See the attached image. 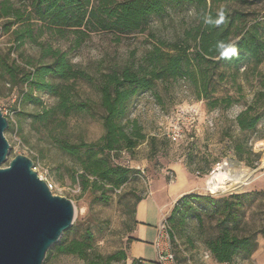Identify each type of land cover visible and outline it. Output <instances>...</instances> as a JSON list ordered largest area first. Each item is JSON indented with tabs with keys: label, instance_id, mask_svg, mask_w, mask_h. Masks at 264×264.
<instances>
[{
	"label": "rangeland",
	"instance_id": "rangeland-1",
	"mask_svg": "<svg viewBox=\"0 0 264 264\" xmlns=\"http://www.w3.org/2000/svg\"><path fill=\"white\" fill-rule=\"evenodd\" d=\"M12 3L20 6L18 0H12ZM213 10L217 14L227 12L239 17L234 33L264 20V0L217 1ZM197 23L194 9L183 5L168 8L163 17L150 19L143 33L129 35L120 41H116L111 34L93 33L79 47H75L72 36L62 38L49 32H43L38 41L66 53L75 67L95 78L101 72L124 66L137 67L153 45L177 42L182 39L185 30L194 28ZM12 46L10 33L0 32V61L6 60L9 64L22 67L28 64L32 68L46 62L41 61L40 51L33 44L26 43L16 52L9 50ZM231 74L233 72L219 67L214 71L211 82V98L230 99L228 108L210 109L207 100L199 99L194 86L185 80L157 82L152 92L138 94L124 122L136 121L145 141L131 152L112 154L111 159L113 166L128 168L134 173L117 190L106 187L83 192L72 180L73 172L77 170L75 162L63 155L52 142L54 138L62 137L73 144H92L103 136L102 110L95 88L80 81L75 86L76 98L93 103L90 113L68 119L55 116L44 124L34 121L32 116L39 114L43 108L53 107L55 98L45 93L38 94L41 106L22 100L24 87H10L7 77L0 70V111L10 128L9 132L6 131L8 127L4 131L10 148L1 167H6L16 156H24L32 161V170L37 176L51 185L53 195L71 201L75 213L68 239L79 240L86 230L90 231L94 242L88 259L123 250L130 228L134 225L135 200L154 196L155 193L160 204L165 201L167 190L170 196L180 192L215 198L247 193L251 203L245 208V220L251 230L264 231V99L259 93L264 91V61L257 67L253 63L246 68L242 66L235 75V82ZM249 105L258 107L261 119L253 131L241 132L236 117ZM192 112L196 113L194 121L191 120ZM174 133H180L176 141L171 140ZM236 146L240 148L242 161L235 155ZM231 162L248 171L257 170L258 174L240 190L209 193L204 187V180L218 165ZM190 182L194 186L181 189V185L183 187ZM167 205L170 207L171 203ZM170 211L167 210L168 215ZM167 212H162L161 216ZM205 225L206 231L212 234L214 222L205 220ZM197 231L196 223L191 221L183 235L195 237L193 250L185 247L184 241L177 235L174 242L170 241L178 263L185 264L188 260L186 255L195 251L205 264H216L201 241L196 239ZM256 241L258 247L264 246L261 234L256 236ZM205 253L208 254L206 259ZM256 257L264 259V250L256 252ZM83 262L75 256L57 255L53 250L43 264ZM233 264L256 262L252 257L250 260L236 259Z\"/></svg>",
	"mask_w": 264,
	"mask_h": 264
},
{
	"label": "trees",
	"instance_id": "trees-1",
	"mask_svg": "<svg viewBox=\"0 0 264 264\" xmlns=\"http://www.w3.org/2000/svg\"><path fill=\"white\" fill-rule=\"evenodd\" d=\"M217 1L224 0H18L19 7L12 0H0V32L10 33L13 46L9 50L16 52L26 43L33 44L40 51L41 61H46L36 68L0 61V70L7 77L9 86L24 87L22 100L41 106L38 94L55 98L53 107L43 108L32 116L34 121L48 124L55 116L68 119L90 113L93 103L76 98L78 81L95 88L99 96L104 134L96 143L73 144L62 137H56L52 142L75 162L77 170L73 172L72 180L83 192L106 187L117 190L134 173L128 168L113 166L111 159L112 154L131 152L145 141L136 121L124 122L138 94L152 92L157 82L185 80L194 86L199 99L207 100L210 109L228 108L230 99L211 98L214 71L219 67L228 69L233 72L231 77L235 82V75L242 66L246 68L253 63L257 67L264 61V20L234 33L239 17L227 12L217 14L213 10ZM183 5L194 9L198 23L185 30L181 40L158 42L137 67L124 66L101 72L95 78L75 67L66 53L38 41L43 32L62 38L70 35L75 47L93 33L111 34L120 41L129 35L143 33L150 19L163 17L168 8ZM259 93L264 99V91ZM256 108L249 105L237 115L236 124L241 132H251L258 125L261 114ZM6 131H10L9 126ZM234 150L242 161L240 148L236 146ZM249 198L247 193L221 198L194 193L181 196L166 219L171 230L170 241L174 242L177 235L185 247L193 250L195 237L183 236L187 224L192 221L197 225L196 239L217 264H233L236 259L250 260L258 248L256 236L261 234L264 238V231L251 230L245 220V208L251 203ZM142 199L137 198L135 206ZM134 212L135 207L133 215ZM205 220L214 222L212 234L206 231ZM70 231H65L58 243L48 250L44 261L54 250L57 255L75 256L84 261L82 264L125 262L124 250L88 259L94 236L86 230L81 239L69 240ZM174 258L176 264H181L175 254ZM255 262L264 264V259L256 257Z\"/></svg>",
	"mask_w": 264,
	"mask_h": 264
},
{
	"label": "water",
	"instance_id": "water-1",
	"mask_svg": "<svg viewBox=\"0 0 264 264\" xmlns=\"http://www.w3.org/2000/svg\"><path fill=\"white\" fill-rule=\"evenodd\" d=\"M7 127L0 111V264H43L73 225L75 209L70 200L52 194L30 159L16 156L1 167L10 148Z\"/></svg>",
	"mask_w": 264,
	"mask_h": 264
},
{
	"label": "crops",
	"instance_id": "crops-1",
	"mask_svg": "<svg viewBox=\"0 0 264 264\" xmlns=\"http://www.w3.org/2000/svg\"><path fill=\"white\" fill-rule=\"evenodd\" d=\"M168 191L169 190H167L165 201L160 204L157 203V195L154 193V196L152 194L149 197L143 198L135 206L134 225L130 228L129 235L126 239L125 247L123 249L126 260L122 264H131L132 261H135L136 264H158L156 262L155 250L158 225L163 218L168 216L167 210L170 211L174 203L182 195H185L184 193H181L173 198L169 195ZM167 201L171 203L170 207L167 205ZM162 212L167 213L161 216ZM259 250H264V247L259 246L252 255L253 258L256 259V252ZM186 257L188 260H186L185 264H205L202 259L200 260V256L195 251H191ZM207 257L208 254L205 253L204 258L206 259Z\"/></svg>",
	"mask_w": 264,
	"mask_h": 264
},
{
	"label": "bare ground",
	"instance_id": "bare-ground-1",
	"mask_svg": "<svg viewBox=\"0 0 264 264\" xmlns=\"http://www.w3.org/2000/svg\"><path fill=\"white\" fill-rule=\"evenodd\" d=\"M257 172V170H245L232 162L225 163L215 168V170L207 176L204 180V187L212 194L216 192L226 193L232 190H240L252 182L251 179L258 174ZM191 186H194L192 182L183 185V187L181 185V189H189ZM181 189L179 188V190ZM179 194L180 192L177 195ZM177 195L175 194L172 197L175 198Z\"/></svg>",
	"mask_w": 264,
	"mask_h": 264
},
{
	"label": "built area",
	"instance_id": "built-area-1",
	"mask_svg": "<svg viewBox=\"0 0 264 264\" xmlns=\"http://www.w3.org/2000/svg\"><path fill=\"white\" fill-rule=\"evenodd\" d=\"M196 113H191V120L194 121ZM180 137V133L171 135V140L176 141ZM219 166V165H218ZM51 191V185L46 183ZM167 217L163 218L157 228V240L155 242L156 262L158 264H176L174 254L171 249L170 242V226L167 223Z\"/></svg>",
	"mask_w": 264,
	"mask_h": 264
}]
</instances>
